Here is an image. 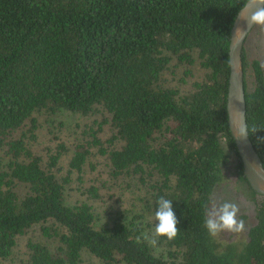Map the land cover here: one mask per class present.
<instances>
[{"label": "trees", "instance_id": "1", "mask_svg": "<svg viewBox=\"0 0 264 264\" xmlns=\"http://www.w3.org/2000/svg\"><path fill=\"white\" fill-rule=\"evenodd\" d=\"M245 3L0 0V264L38 226L45 240L27 241L28 264H81L87 254L102 264H264V196L248 182L227 111L231 30ZM243 60L248 129L264 164L263 62L246 48ZM181 66L177 87L165 74ZM41 112L102 115L63 174L68 146L43 157L30 144ZM105 124L113 148L100 136ZM94 149L111 177L135 181L141 202L130 219L102 220L95 201L69 200ZM230 169L251 191L253 222L211 238L205 206ZM100 188L83 193L104 200ZM160 197L173 201L180 231L153 248L136 240L153 232Z\"/></svg>", "mask_w": 264, "mask_h": 264}, {"label": "rangeland", "instance_id": "2", "mask_svg": "<svg viewBox=\"0 0 264 264\" xmlns=\"http://www.w3.org/2000/svg\"><path fill=\"white\" fill-rule=\"evenodd\" d=\"M245 48L249 60L258 59L264 63V27L255 26L246 40ZM183 68L181 66L176 73L171 71L166 72L165 77L170 84L177 87L183 86L180 83ZM251 80L253 79L251 78ZM36 117L38 128L35 133V140H31L30 142L36 154L46 157L51 151H55L60 143H64L71 149V152L63 157L62 165L64 170L61 174L66 172L67 162L74 151L75 145L80 143L84 139V136L89 138L88 135H84L86 126H96L94 121L97 118L99 121H103L102 115L82 116L67 113L50 114L48 112H41ZM103 128L104 130L100 133L102 141L105 142V147L113 148L114 145H108L106 142L107 139L113 136V132L106 124ZM97 149H94V154L90 156L89 163L80 176L82 177L81 182L78 180L79 175L77 173L72 175L73 189L70 190L71 195L69 196V200L72 199L75 202L79 200L95 201L96 214L102 220L107 219L113 212L114 216L117 215L116 211L121 212L125 218L130 219L135 212V207L141 202L139 199L141 194L133 195L130 193L133 189L138 190L137 186L135 187L134 185L135 181L127 176H120L117 179L111 177V167L106 155L97 152ZM225 174V177H222V180L217 185L212 200H215L217 203L225 201L237 203L240 206L238 218L245 221V229L247 231L251 221L253 222L254 215L253 205L248 198L251 191L246 184L238 180L236 175L232 174L231 169L227 170ZM92 182L97 185H103V188H100V193L104 197V200H93L88 197L87 193H83L85 186H90ZM129 184L130 186H128ZM110 195L113 198L112 201L108 200V196ZM117 198L121 200V204H118V206L115 202ZM112 204L115 205V208H118L112 209ZM243 233L237 235H242ZM231 234L234 235V233L225 232L226 237H229ZM29 239L45 240L39 226L30 231L26 236L20 238L19 246L15 249L13 257L8 260H2V264H28L26 243ZM81 264L102 263L94 255L87 254L86 261Z\"/></svg>", "mask_w": 264, "mask_h": 264}, {"label": "clouds", "instance_id": "3", "mask_svg": "<svg viewBox=\"0 0 264 264\" xmlns=\"http://www.w3.org/2000/svg\"><path fill=\"white\" fill-rule=\"evenodd\" d=\"M250 8L251 10L247 15H240L239 18L243 19L250 29L252 26L264 27V0H246L242 6ZM234 37L243 39L247 35L244 28H237L234 31ZM264 68V63L260 64ZM253 132L257 130L252 129ZM248 135L247 127H241L236 131V137L244 138ZM264 140V138H260ZM240 206L234 202L217 203L213 200L210 206H205L204 227L211 238H217L221 233L228 232L240 234L245 231V221L239 217ZM155 226L151 234L143 233L137 237L136 242L140 243L141 240L146 241L150 246L155 248L158 244V238L164 237L168 241H173L180 229L177 224L179 223L176 214L173 210V201L160 197L157 200V209L155 211Z\"/></svg>", "mask_w": 264, "mask_h": 264}, {"label": "water", "instance_id": "4", "mask_svg": "<svg viewBox=\"0 0 264 264\" xmlns=\"http://www.w3.org/2000/svg\"><path fill=\"white\" fill-rule=\"evenodd\" d=\"M250 8L239 10L240 15H247ZM237 28H244L247 35L243 39L234 37V31ZM255 25L247 28L245 21L239 18L238 14L234 20L231 39H230V77L227 95L228 121L232 136L237 145L239 155L241 156L245 175L251 188L258 194L264 196V164L256 150L248 129L247 123V105L244 73V48L246 40ZM241 127H247L248 135L244 138L236 137V131Z\"/></svg>", "mask_w": 264, "mask_h": 264}]
</instances>
